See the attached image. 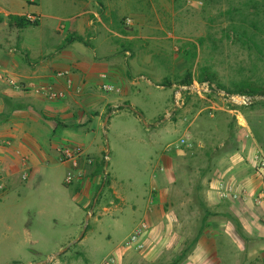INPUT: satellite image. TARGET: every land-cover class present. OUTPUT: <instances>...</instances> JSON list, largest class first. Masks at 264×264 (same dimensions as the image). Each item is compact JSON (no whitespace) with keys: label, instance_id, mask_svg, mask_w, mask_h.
I'll use <instances>...</instances> for the list:
<instances>
[{"label":"rangeland","instance_id":"1","mask_svg":"<svg viewBox=\"0 0 264 264\" xmlns=\"http://www.w3.org/2000/svg\"><path fill=\"white\" fill-rule=\"evenodd\" d=\"M8 15L39 16L41 24L10 30L3 17ZM74 16H90L95 26L98 16L107 26L137 37L122 44L118 57L104 45L96 54L88 52L89 57L104 58L109 67L117 62L128 72L129 85H118L120 92H106L112 105H117L109 112L107 124L96 120L87 135L75 139L95 144L86 153L89 165L97 145L103 147L101 180L92 186L84 210L76 202V187L90 182L86 172L91 174L93 166L75 174L52 153L32 172L27 169L26 181L22 171L17 170L11 180L0 171L7 184L0 189V264H101L111 254L119 257L127 252L125 242L143 222L140 214L132 215L128 203L136 200L133 193H141L144 201L151 192L158 195L160 161L167 148L194 146L192 166L205 178H219L210 172L209 163L220 166L227 146L244 150L247 162L259 149L264 151V96L239 105L218 94L185 90L177 99L184 87L180 82L189 73L197 80L203 70L215 76L216 84L231 90L242 85L264 90V0H0V45L9 48L25 39L58 49L76 34ZM97 29L102 38L92 44L108 38L106 27ZM124 49H131V54L126 57ZM125 102L143 113L147 125L124 107ZM162 119L161 128L164 123L172 128L166 139L159 140L154 130ZM75 154H80V148ZM68 173L73 175L69 185L65 183ZM111 178H118V191L128 198L125 204L116 205Z\"/></svg>","mask_w":264,"mask_h":264},{"label":"crops","instance_id":"2","mask_svg":"<svg viewBox=\"0 0 264 264\" xmlns=\"http://www.w3.org/2000/svg\"><path fill=\"white\" fill-rule=\"evenodd\" d=\"M71 19L74 35L82 36L84 41L69 39L51 50L25 39L9 48L0 45V171L9 180L17 170L22 171L26 181L27 169L32 172L52 153L75 174L85 173L93 166L91 174L86 172L90 182H79L76 187V202L87 210L92 186L101 180L99 163L104 149L97 145L89 165L86 153L95 144L86 145L75 139L87 135L94 121L102 124L114 112L106 115L108 108L117 106L101 89L100 75L107 74L108 83L115 87L128 84V72L117 62L109 67L104 58L89 57L88 52L96 54L104 45L105 50L118 57L123 53L122 44L137 37L129 32L124 35L115 25L111 28L97 16L98 25L106 27L109 35L103 42L92 44L91 41L102 38L98 25L93 24L90 16ZM124 53L127 57L131 49H124ZM60 71L68 75L59 77ZM47 88L64 91L65 97L49 100L44 94ZM161 122L164 120L155 123L154 133L164 140L172 127L164 123L161 128ZM80 125L83 130L75 129ZM66 148L73 151L80 148L78 168H73L72 160H60L59 155ZM244 153L225 147L220 166L209 163L210 172L219 178H205L192 166L194 146L189 150L167 148V155L160 161L163 172L156 184L158 195L151 192L144 201L139 198L141 193H133L136 200L128 203L133 216L140 214L142 221L151 224L142 240L144 249L120 254L118 264H264V212L253 204L262 183L254 173L251 162L254 154L247 162ZM105 157L109 159L107 153ZM222 179L236 186L237 199H220L217 186ZM117 183L118 178H111L116 205L125 204L128 198L118 191Z\"/></svg>","mask_w":264,"mask_h":264},{"label":"built area","instance_id":"3","mask_svg":"<svg viewBox=\"0 0 264 264\" xmlns=\"http://www.w3.org/2000/svg\"><path fill=\"white\" fill-rule=\"evenodd\" d=\"M128 23H131V20H128ZM57 75L59 77H65L68 75L67 72H58ZM101 79V89L106 91V92H120V89L117 87H114L110 85L107 80L108 76L106 74H101L100 75ZM185 90H198L202 91L204 93H214L218 94L220 97L224 98L228 102L234 103V104H239V105H248L251 104L252 99L251 97L247 96H240V95H230L227 94L223 90H218L214 86V84H211L209 82H203V83H197L194 82L191 86H184L181 87L180 90L177 92V99L178 101L181 99V91ZM44 94L47 99L49 100H58V99H63L65 97V92L61 90H55L53 88H47L44 90ZM178 104V103H177ZM182 143H185L183 140ZM80 155V154H79ZM78 154H75V151L66 148L65 150L61 151L60 154V160L61 161H67V160H72L73 161V168H76L78 166L77 159H78ZM252 165L254 168V173L256 174L257 177L261 179V187L259 191L256 193L253 199V204L256 208L261 209L264 212V153L261 150H258L253 156H252ZM1 159H0V164H1ZM72 178L73 175L71 173H68L67 177L65 178V183L67 185L72 183ZM6 178L2 175L0 172V189L5 190V187H7V184L5 183ZM217 192L222 200H235L239 196V193L236 192V186L231 183L227 182L224 179H222L217 186ZM1 194V192H0ZM1 197V195H0ZM264 223V216L262 219ZM151 229V225L148 222H141L139 227H137L129 236V239L125 242V250H134V251H142L144 249V244L142 241V238L146 233H148ZM118 257L111 254L108 257H106L101 264H118Z\"/></svg>","mask_w":264,"mask_h":264},{"label":"trees","instance_id":"4","mask_svg":"<svg viewBox=\"0 0 264 264\" xmlns=\"http://www.w3.org/2000/svg\"><path fill=\"white\" fill-rule=\"evenodd\" d=\"M5 23L7 24L8 28L10 30H25L28 28H35V27H39L41 24V20L39 17H34V19L30 18L29 16L26 15H8V16H3ZM124 35H129L127 34L128 31L127 30H122ZM72 41H84V38L80 35H75L71 37ZM194 82L197 83H203V82H209L211 84H216L215 83V76L213 74H210L207 70H203L201 73V76H199L196 79H194V77L192 76L191 73H189L181 82L180 84L182 86H191L192 84H194ZM216 89L218 90H223L225 91L227 94L233 95V94H237L240 96H247V97H256V96H264V90H259V91H255L254 89L250 88L249 86H245L242 85L239 88L236 89H228L225 86L221 85V84H216ZM214 94V93H211ZM126 104H130L129 102H125ZM118 110H122L123 107H118ZM112 109L109 107L108 108V113L111 112ZM103 167L105 166V163L101 164L99 167ZM109 175V174H108ZM109 178H107L106 180V186L109 185Z\"/></svg>","mask_w":264,"mask_h":264},{"label":"water","instance_id":"5","mask_svg":"<svg viewBox=\"0 0 264 264\" xmlns=\"http://www.w3.org/2000/svg\"><path fill=\"white\" fill-rule=\"evenodd\" d=\"M251 99H253V97H251ZM124 107H127V108L131 109L134 113H136L138 116H140V117L143 119V121L145 122V120H144V115H143L142 112L138 111L137 109L132 108L129 104H125ZM110 115H111V114H108L107 117L105 118V123H104V125L107 124V122H108V120H109V118H110ZM145 124H146V122H145ZM146 125H147V124H146ZM106 153H107V155L109 154V147H108V145H107V152H106ZM107 167H108V163H106V168H107ZM104 185H105V182L103 183L101 189H100V190L98 191V193H97V196H96V198H95V201H94V204H93V206H92V209L95 207V203H96V201H97V198H98V196L100 195V193H101V191H102ZM92 209H91L90 213L92 212ZM89 215H90V214H88L87 217H86V225L88 224V221H89ZM82 235H83V234H82ZM81 238H82V236H81ZM59 254H60V253H57V254H55L53 257H56V256H58ZM46 262H47V261H45V262H43V263H46Z\"/></svg>","mask_w":264,"mask_h":264}]
</instances>
